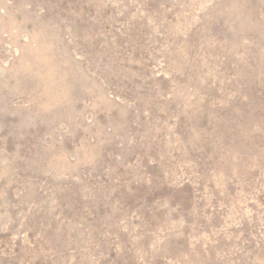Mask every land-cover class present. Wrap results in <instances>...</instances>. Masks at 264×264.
Masks as SVG:
<instances>
[{"label":"rangeland","instance_id":"obj_1","mask_svg":"<svg viewBox=\"0 0 264 264\" xmlns=\"http://www.w3.org/2000/svg\"><path fill=\"white\" fill-rule=\"evenodd\" d=\"M0 264H264V0H0Z\"/></svg>","mask_w":264,"mask_h":264}]
</instances>
